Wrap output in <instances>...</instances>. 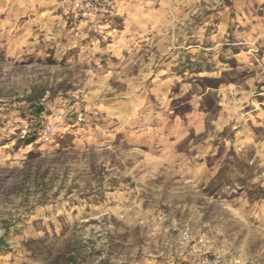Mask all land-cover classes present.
I'll list each match as a JSON object with an SVG mask.
<instances>
[{"label": "rangeland", "instance_id": "rangeland-1", "mask_svg": "<svg viewBox=\"0 0 264 264\" xmlns=\"http://www.w3.org/2000/svg\"><path fill=\"white\" fill-rule=\"evenodd\" d=\"M75 2L0 0V263L264 264L263 0Z\"/></svg>", "mask_w": 264, "mask_h": 264}, {"label": "built area", "instance_id": "built-area-1", "mask_svg": "<svg viewBox=\"0 0 264 264\" xmlns=\"http://www.w3.org/2000/svg\"><path fill=\"white\" fill-rule=\"evenodd\" d=\"M118 1L119 0H80L79 9L77 11V18L86 22L93 23V25L98 30H102L105 26L104 18L107 11H109V9H111V7H113V5ZM49 128H51V126L47 125L45 127V130L43 131V134ZM176 229L179 230L182 241L190 244V241L192 240V233L190 229L188 227L180 229L179 227H176ZM207 242L208 240L205 233H201L200 235H198L196 242L192 245L193 252H201V246L205 247L207 245ZM219 257H221L220 253L217 255V258Z\"/></svg>", "mask_w": 264, "mask_h": 264}, {"label": "clouds", "instance_id": "clouds-1", "mask_svg": "<svg viewBox=\"0 0 264 264\" xmlns=\"http://www.w3.org/2000/svg\"><path fill=\"white\" fill-rule=\"evenodd\" d=\"M258 39H264V33H262L261 36L258 37ZM0 40L6 41V43L0 44V47L7 49L8 56L13 57V60L11 61L12 63H15L17 60L24 58L25 52H27V51L34 52L35 51V48L32 46H28L27 48L22 47V45L24 44V42L26 40V37L24 38V40H20L19 42H17L18 38H15L12 36H0ZM36 43L38 44L39 41H37ZM220 46H221L220 44H217L216 49H219ZM24 78L28 79L29 82H31V79L29 78L28 73H24ZM14 83H15V81H13V84ZM11 86L12 85H5L6 88L11 87ZM149 107H151V106H149ZM17 119L18 118L15 116V114H13V119L9 122V126H8L5 134H7L8 132H14L15 127H19L21 125L24 126L25 132H27V122L24 120H20L19 123H16ZM11 125H15V127H12ZM50 138H51V128H49L44 134H42L40 136V139L44 140V141H48V140H50ZM15 163L16 164H22L23 163V154H21V156L15 160Z\"/></svg>", "mask_w": 264, "mask_h": 264}, {"label": "trees", "instance_id": "trees-1", "mask_svg": "<svg viewBox=\"0 0 264 264\" xmlns=\"http://www.w3.org/2000/svg\"><path fill=\"white\" fill-rule=\"evenodd\" d=\"M32 99L29 100L30 106L29 108L31 109V115H33L35 118H39L41 114L44 111V106L41 105L40 103H32ZM41 134V133H40ZM35 140L34 136L28 135L26 136L23 141L26 145L31 144ZM15 226L14 221H4V225L0 227V230L2 232L0 233V255L6 251L9 248V243H8V235L10 230Z\"/></svg>", "mask_w": 264, "mask_h": 264}, {"label": "crops", "instance_id": "crops-1", "mask_svg": "<svg viewBox=\"0 0 264 264\" xmlns=\"http://www.w3.org/2000/svg\"><path fill=\"white\" fill-rule=\"evenodd\" d=\"M264 2V0H263ZM79 5H80V0H76L75 2V7H74V12H75V16L77 18V11L79 9ZM110 11V10H109ZM108 12V11H107ZM237 16L240 18V19H235L233 22H236V21H240V22H244L246 18L244 15L243 17L240 15V13H237ZM79 19V18H77ZM230 22H232V17H231V14H228V13H224L223 15H221V19H220V23L223 24V26H227ZM252 23V22H251ZM238 54V53H237ZM0 264H9V263H0Z\"/></svg>", "mask_w": 264, "mask_h": 264}]
</instances>
